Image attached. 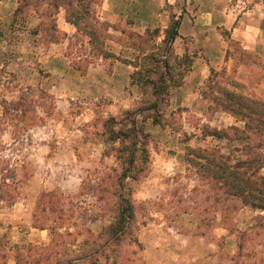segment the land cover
Listing matches in <instances>:
<instances>
[{"label":"rangeland","instance_id":"rangeland-1","mask_svg":"<svg viewBox=\"0 0 264 264\" xmlns=\"http://www.w3.org/2000/svg\"><path fill=\"white\" fill-rule=\"evenodd\" d=\"M92 1L96 4L98 0ZM28 7L25 9H33ZM38 9L49 26L54 10L45 3ZM112 26L123 30L124 44L135 42L128 38L132 31L126 22ZM108 31L99 33L93 51L82 33L76 35L75 53L87 55L85 61L93 60L101 43L114 39ZM150 38L146 46L137 41L147 56L157 53L153 47L158 39ZM228 46L233 59L228 70L213 72L210 81L199 86V95L210 105L207 111L182 114L177 88L169 91L161 107L158 117L164 127L153 129L147 148L150 160L158 154L174 156L166 163L171 172L156 170L150 161L137 182L124 184V192L116 187L120 169L114 152L117 144L103 136L102 125L111 116L103 118L100 108L93 105L92 122H76L74 117L85 108L81 99H74L69 113L55 112V101L47 92L49 82L25 88L0 70V264H59L85 255L88 251L69 252L77 251L89 237L112 224L121 195L130 198L134 207L129 234L117 248L121 259H135L136 264H264V212L252 211L240 200L226 196L196 164L203 163L197 159L199 150L219 151L231 164L249 157L264 161V135L246 131L245 123L232 120L213 104L228 103L224 91L264 102V49L248 51L232 40ZM126 53L124 56L133 55L137 64L148 65L142 53ZM158 75L151 79L157 80ZM146 92L143 95L139 90L132 108L114 118L120 120L128 111L150 107L151 90ZM59 107L63 110L66 106ZM52 120L62 125L53 132ZM150 123L146 121L147 131H152ZM186 123L193 130L187 129L185 134ZM39 126H46L47 131L37 129ZM77 127L83 130L82 135L75 133ZM215 130L221 139L210 136ZM39 136L49 141L76 139L81 145L73 151L52 144L55 159L51 162L45 159L46 149L35 145ZM260 167L259 175L264 177V163ZM52 251L60 256H51Z\"/></svg>","mask_w":264,"mask_h":264},{"label":"crops","instance_id":"crops-1","mask_svg":"<svg viewBox=\"0 0 264 264\" xmlns=\"http://www.w3.org/2000/svg\"><path fill=\"white\" fill-rule=\"evenodd\" d=\"M19 6V0H0V70L5 71L4 75L25 88L49 82L47 92L55 101V112L69 113L74 99H81L85 108L74 117L76 122H92L95 118L93 105L100 108L103 118L116 117L122 110L132 108L134 101L138 100L139 89L132 84L131 75L138 67L133 55H124L127 51L131 54H138V51L124 44L122 29L110 28L108 33L114 39L106 38L103 42V50L113 57L97 53L93 60L85 61L87 55L76 54L73 42L74 37L82 32L66 21L63 9L49 16L48 26L47 18L39 9H23L18 13ZM93 8L99 22L119 23L121 26L126 22L130 31L140 36L148 29L159 28L158 44L171 16L179 20L178 36L172 48L178 58L187 56L191 60L190 69L184 73L182 85L177 88L178 107L182 114L209 109L210 105L198 93L199 86L210 81L212 72L226 71L232 64L228 41L232 40L248 51L264 49V0H98ZM82 36L87 39L86 46L93 51L89 39L83 33ZM59 104L66 107L62 110ZM223 114L235 120L228 113ZM52 121V132L62 126L57 120ZM208 124L213 128L212 123ZM185 125V134L187 129L193 130L189 124ZM156 128L162 129L151 122L152 131L148 132ZM37 129L47 131L46 126ZM81 131L75 128V133L82 135ZM188 136L191 137V133ZM52 144L73 151L75 146L81 145L76 139L49 141L37 137L36 147L46 149L45 159L51 162L55 159ZM173 157L158 154L150 161L156 170L169 173L171 168H167L166 163L172 162ZM92 158L93 155L89 161ZM151 176L158 177L159 174L152 173Z\"/></svg>","mask_w":264,"mask_h":264},{"label":"trees","instance_id":"trees-1","mask_svg":"<svg viewBox=\"0 0 264 264\" xmlns=\"http://www.w3.org/2000/svg\"><path fill=\"white\" fill-rule=\"evenodd\" d=\"M19 2L18 13L28 6L37 11L42 3H45L48 8H52L54 12L60 8L63 9L66 21L81 31L89 39V44L92 47L100 32L114 28L112 25L101 23L96 19L92 9L94 5L92 0H19ZM179 25V20L171 16L170 22L163 32V39L153 47L157 53L148 56L144 53L146 49L139 47L137 41H141L142 45L146 46L150 43V37L159 38V29H148L143 36L133 32L128 35L131 41H135L130 43V46L137 49L138 53H142L144 61L148 62V65L135 62L138 70L131 75L132 84L136 85L143 95H147V89L151 90L150 95L153 101L147 109L128 111L120 120L109 117L102 125L103 136H106L112 144H117L114 152L120 169L116 187L122 192H124V184L127 181L137 182L139 180L140 175L144 173L150 162L147 147L151 135L146 130V121L151 120L153 125L164 127L162 120L158 117L161 115V107L167 102L169 91L182 85L183 75L190 69L191 60L187 56L178 58L172 48L178 36ZM98 53L106 57L114 56L103 50V43H101ZM149 65L153 67H146ZM157 74H159L157 80L151 79V75ZM224 95L229 99L228 103L219 104L217 101L213 104L217 105L222 112L245 123L246 131L264 135V102L250 100L229 91H224ZM210 136L221 139L219 131L216 130ZM198 153L197 159L203 163L196 164L204 168L208 177L225 190L226 196L240 200L245 207L252 211L264 212V177L259 175L260 165L264 163L262 159L249 157L245 161L231 164L229 158L219 154V151L199 150ZM119 198L121 201L117 204L112 224L97 236L89 237L77 251L69 252L75 254V252L83 250L88 253L59 264H136L135 259L133 261L126 258L121 259L122 255L117 251V248L123 244L126 235L129 234V226L134 220V207L131 199H124V195ZM51 230L55 229L51 228ZM55 235L58 236V233ZM89 235H91L90 232ZM134 244L138 245L135 241ZM50 254L56 258L60 256L56 251H52ZM51 256L45 258V261L49 260ZM110 260L112 261L110 262Z\"/></svg>","mask_w":264,"mask_h":264}]
</instances>
